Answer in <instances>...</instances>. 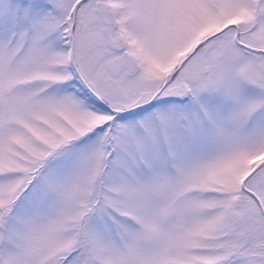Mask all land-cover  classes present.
Wrapping results in <instances>:
<instances>
[{
	"label": "snow or ice",
	"instance_id": "obj_1",
	"mask_svg": "<svg viewBox=\"0 0 264 264\" xmlns=\"http://www.w3.org/2000/svg\"><path fill=\"white\" fill-rule=\"evenodd\" d=\"M0 264H264V0H0Z\"/></svg>",
	"mask_w": 264,
	"mask_h": 264
}]
</instances>
